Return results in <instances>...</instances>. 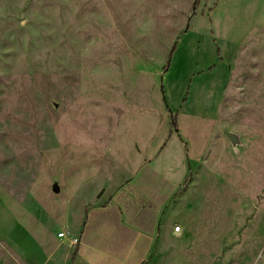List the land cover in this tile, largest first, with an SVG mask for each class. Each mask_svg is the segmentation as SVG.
Returning a JSON list of instances; mask_svg holds the SVG:
<instances>
[{
	"label": "rangeland",
	"instance_id": "1",
	"mask_svg": "<svg viewBox=\"0 0 264 264\" xmlns=\"http://www.w3.org/2000/svg\"><path fill=\"white\" fill-rule=\"evenodd\" d=\"M132 188L155 264H261L264 0H0V234Z\"/></svg>",
	"mask_w": 264,
	"mask_h": 264
},
{
	"label": "crops",
	"instance_id": "2",
	"mask_svg": "<svg viewBox=\"0 0 264 264\" xmlns=\"http://www.w3.org/2000/svg\"><path fill=\"white\" fill-rule=\"evenodd\" d=\"M142 194L155 202L146 192ZM114 196L115 194L112 197ZM114 203L115 200L109 198L96 199L80 215L67 211L61 217L60 226H57L58 222H51V230H47L49 218L44 211H38L35 222L14 220L25 236L35 242L37 258L30 254L17 236L10 233L12 226L8 233L0 234V264H155L157 254L165 249L161 234L158 233L159 224L162 222V206L158 205L154 230L149 235L129 226V231L121 228L125 226L122 216L120 225L107 215H88L91 210L118 207ZM61 232L66 236L58 237ZM71 236L79 239L76 247L69 243L68 237Z\"/></svg>",
	"mask_w": 264,
	"mask_h": 264
},
{
	"label": "trees",
	"instance_id": "3",
	"mask_svg": "<svg viewBox=\"0 0 264 264\" xmlns=\"http://www.w3.org/2000/svg\"><path fill=\"white\" fill-rule=\"evenodd\" d=\"M183 191L184 187L182 186L178 189L174 196L178 197ZM132 192L134 195L131 197L125 192V190L118 191L114 196L115 203L118 205V207L110 206L106 210H91L88 215H93L95 213L107 215L112 217L113 220L115 219L120 225L122 222V220H120V216H122L125 226H121V228L124 230L129 231V227H132L136 230L151 235L153 233L155 222L158 216L159 206L152 200L144 197L141 193L136 192V190L133 188ZM78 244L79 239L77 245Z\"/></svg>",
	"mask_w": 264,
	"mask_h": 264
},
{
	"label": "built area",
	"instance_id": "4",
	"mask_svg": "<svg viewBox=\"0 0 264 264\" xmlns=\"http://www.w3.org/2000/svg\"><path fill=\"white\" fill-rule=\"evenodd\" d=\"M176 230L178 231V228H176ZM63 236H66L63 232L58 234V237H63ZM68 239H69V243H70L71 246H76L77 245V243H78V239L77 238L70 237ZM259 261L261 262V264H264V257H261Z\"/></svg>",
	"mask_w": 264,
	"mask_h": 264
},
{
	"label": "bare ground",
	"instance_id": "5",
	"mask_svg": "<svg viewBox=\"0 0 264 264\" xmlns=\"http://www.w3.org/2000/svg\"><path fill=\"white\" fill-rule=\"evenodd\" d=\"M174 231H177V230H176V229H174ZM178 231H179V229H178ZM178 231H177V232H178Z\"/></svg>",
	"mask_w": 264,
	"mask_h": 264
}]
</instances>
